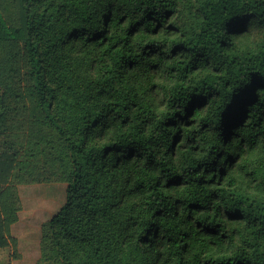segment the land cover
Instances as JSON below:
<instances>
[{
    "label": "trees",
    "instance_id": "obj_1",
    "mask_svg": "<svg viewBox=\"0 0 264 264\" xmlns=\"http://www.w3.org/2000/svg\"><path fill=\"white\" fill-rule=\"evenodd\" d=\"M16 2L0 129L31 118L68 181L43 264H264V0Z\"/></svg>",
    "mask_w": 264,
    "mask_h": 264
},
{
    "label": "rangeland",
    "instance_id": "obj_2",
    "mask_svg": "<svg viewBox=\"0 0 264 264\" xmlns=\"http://www.w3.org/2000/svg\"><path fill=\"white\" fill-rule=\"evenodd\" d=\"M5 2L7 16L16 20V0ZM7 48L13 52L19 47L10 42ZM16 59L23 69V57L18 55ZM46 92H49L48 87ZM58 145V140L46 136L31 118L22 121L18 135L0 129V152H21L17 168L1 197L10 245L0 247V264L44 262L48 223L67 198V172L61 162Z\"/></svg>",
    "mask_w": 264,
    "mask_h": 264
}]
</instances>
